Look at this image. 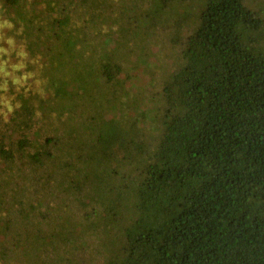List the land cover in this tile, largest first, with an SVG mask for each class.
<instances>
[{
  "label": "trees",
  "instance_id": "trees-1",
  "mask_svg": "<svg viewBox=\"0 0 264 264\" xmlns=\"http://www.w3.org/2000/svg\"><path fill=\"white\" fill-rule=\"evenodd\" d=\"M52 3L0 0V7L13 31H20L19 40L28 43L31 56L45 59L43 71L54 97L81 88L86 95L97 90L108 94L107 85L122 72L113 59L99 62L105 41L98 42L96 33L102 32V9L110 0ZM191 9H197V19L183 61L159 91L162 131L155 146L133 142L140 130L126 128L115 118L89 125V134L97 135L84 142L89 149L78 155V165L61 161L66 153L74 156L75 142L60 143L62 135L44 141L50 147L45 159L51 176L56 168L73 167L63 178L69 194L80 172L82 181L92 174L99 177V172L119 180L117 195L112 190L104 196L103 206L92 212L90 202H82L76 208L79 213L90 210L86 223L76 227L81 237L106 226L112 241L107 264H264V0H150L135 16L112 13V25L118 24L128 38L129 32L138 35L155 22L166 23L168 13L174 19L190 17ZM137 14L145 19L140 21ZM117 49L123 57L132 45L119 40ZM40 94L11 96L20 100L21 129L50 101ZM116 103L119 96L109 105ZM1 122L0 117V161L9 168L18 157H28L21 152L29 150L31 142L8 133L17 122ZM107 209L110 218L104 215ZM34 215L18 226L29 230V225H37L41 214ZM28 233L18 253L28 257L25 264H38L42 257L64 264L78 256L77 250L50 251L48 245L56 246V241L44 238L41 227ZM1 235L3 241L13 237L4 227ZM10 253L14 255L0 249L4 258Z\"/></svg>",
  "mask_w": 264,
  "mask_h": 264
},
{
  "label": "rangeland",
  "instance_id": "rangeland-1",
  "mask_svg": "<svg viewBox=\"0 0 264 264\" xmlns=\"http://www.w3.org/2000/svg\"><path fill=\"white\" fill-rule=\"evenodd\" d=\"M38 1L47 5L53 1L52 4L55 5V0ZM148 3L150 0H119V2L110 0V3L104 5L103 18L100 21V27L103 29L101 33L100 31L96 33L98 42L105 41V46L101 48L102 57L99 62L105 57L109 61L113 59L122 66V72L118 74L117 79L107 85L108 94L106 95L98 90L86 95L87 93H83L81 88L63 98L54 97V91L48 86V76L43 71V64L45 66L44 62H46L43 56H31L28 43L19 40L20 31H13V26L4 19L6 15L0 7L1 123L17 122L18 125L14 127V130L8 133L12 132L11 136H14L15 140L27 136L26 138L31 142L29 150L21 152L28 157L24 159L18 157L16 164L12 167L8 168L0 161V227H4L7 234L13 235L4 241V236H0V249L10 250L14 254L10 253L7 258L0 256V264H25L28 257L18 255L21 253V245L23 246L21 238H24L25 242V233L31 236L28 233L29 230L35 231L38 227H41L44 238L56 241V246L48 245L50 251H58L55 250L56 247L69 252L77 250L78 256H70L64 264H107L112 241L105 233L106 226H102L101 231L90 230L85 233V238L81 237L83 234L81 231L77 232L76 227L78 226L77 230H79L81 225L86 223L85 214L90 210H82L79 213L76 208L81 207L82 202H90L89 208L93 212L101 202L106 201L105 197L111 194L112 190L117 195L118 191L114 187L119 180L99 172V177L92 174L91 179L82 181L79 177L83 172H80L76 177L78 179H76L75 187L71 188L72 194H69L63 186L69 183H64L63 178L70 175L73 167L56 168L51 176L45 159L46 149L50 147L45 146L44 141L47 138L54 140L62 135L67 142L61 139L60 143L70 145L75 142L74 156L69 158L66 153L61 156L63 157L61 161L69 160L78 165L79 162H76L78 155H86L89 149L84 147V142L97 135V133L89 134V125L93 122L92 127L97 126L102 119L115 118L126 128L137 127L140 130L133 138V142L145 141L150 143L151 147L155 146L162 131L163 111L161 99L158 96L159 91L169 74L183 61L187 39L196 25L197 9L189 10L190 17L185 19L181 16L174 19L175 15L168 13L164 18L166 23L155 22L149 28H142L140 34L133 35L129 32L130 37L123 38L125 33L119 31V25H112V13L125 12L128 18V16H135L136 12L143 11ZM173 7L175 9L178 5L173 4ZM137 17L140 21L145 19L139 14ZM119 40L132 45L129 53L123 57H118L116 53ZM30 92L42 93L40 95L44 99L50 96V101L47 100L45 106L38 110L34 120H25L33 123L30 122L21 129L19 123H23V116L20 111V100H15L13 97L16 98V94L27 95ZM117 95L120 97L119 105L118 103L114 106L109 105L111 101L117 99ZM103 109L105 111L101 116ZM31 154L32 156L36 154L37 157L33 158ZM52 154L56 157L59 152L55 151ZM79 179L81 181H78ZM8 202H11L12 207ZM111 204L112 201H109V206ZM107 211L108 209L104 215L112 217L111 213L107 215ZM34 213L36 217L41 214L37 225H29V230L21 224L18 226V222L29 220ZM97 221L99 222L100 219L98 218ZM56 222L60 223V230ZM70 231L73 233H69ZM65 240V245L62 246ZM59 263L54 262V258L42 257L38 260V264Z\"/></svg>",
  "mask_w": 264,
  "mask_h": 264
}]
</instances>
